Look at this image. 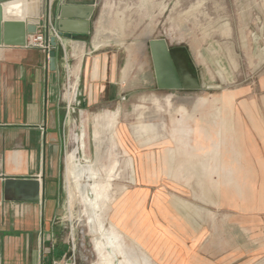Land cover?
Returning a JSON list of instances; mask_svg holds the SVG:
<instances>
[{
    "label": "rangeland",
    "instance_id": "1",
    "mask_svg": "<svg viewBox=\"0 0 264 264\" xmlns=\"http://www.w3.org/2000/svg\"><path fill=\"white\" fill-rule=\"evenodd\" d=\"M95 2L120 96L66 85L56 247L67 264H264V0ZM161 39L199 89H158Z\"/></svg>",
    "mask_w": 264,
    "mask_h": 264
},
{
    "label": "crops",
    "instance_id": "2",
    "mask_svg": "<svg viewBox=\"0 0 264 264\" xmlns=\"http://www.w3.org/2000/svg\"><path fill=\"white\" fill-rule=\"evenodd\" d=\"M63 1L51 0L54 6ZM96 13L86 41L62 38L55 71L39 49L0 47V264H51L64 257L55 235L67 77L93 100L120 96L115 56L99 54L93 36ZM53 24L57 28L55 16ZM105 66L108 80L100 88L94 82Z\"/></svg>",
    "mask_w": 264,
    "mask_h": 264
},
{
    "label": "water",
    "instance_id": "3",
    "mask_svg": "<svg viewBox=\"0 0 264 264\" xmlns=\"http://www.w3.org/2000/svg\"><path fill=\"white\" fill-rule=\"evenodd\" d=\"M23 1L30 6L32 0H0V47H25L27 38L38 32L45 25L44 17L52 11L59 35L63 39L86 41L91 33V20L96 11L95 0H64L55 6L51 0H36V9L29 7L23 16L13 18L7 13V6ZM50 68L56 70L57 40L51 36ZM153 57L158 89L161 90H195L200 86L191 76L188 78L180 68L178 50L169 49L164 39L149 41Z\"/></svg>",
    "mask_w": 264,
    "mask_h": 264
},
{
    "label": "built area",
    "instance_id": "4",
    "mask_svg": "<svg viewBox=\"0 0 264 264\" xmlns=\"http://www.w3.org/2000/svg\"><path fill=\"white\" fill-rule=\"evenodd\" d=\"M45 25L38 29V32L34 35H30L27 38V44L25 47L39 49L50 58L52 46L50 43L51 36H54L58 45L62 44V37L59 35L57 28L53 24V13L50 11L47 16L44 17ZM71 78L67 77V86H70ZM51 264H67L66 258H62L59 261H53ZM72 264H76L74 260Z\"/></svg>",
    "mask_w": 264,
    "mask_h": 264
},
{
    "label": "bare ground",
    "instance_id": "5",
    "mask_svg": "<svg viewBox=\"0 0 264 264\" xmlns=\"http://www.w3.org/2000/svg\"><path fill=\"white\" fill-rule=\"evenodd\" d=\"M29 7H32V9L33 8L36 9V7H37L36 0H32V2H30V6L25 4L23 1L16 2V3L8 5L6 10H7V13L9 14L8 15L9 17L17 18V17L23 16V14H25L27 12ZM67 160H68L67 161V179L69 180V184H71V182H73L74 179L76 178V172L80 169L78 168V165L76 163H75L76 165L74 164L73 159H72L73 162L69 158ZM91 167H90V171L94 175V168L93 167L91 168ZM79 173H81V171H79ZM118 248H120V247H118Z\"/></svg>",
    "mask_w": 264,
    "mask_h": 264
}]
</instances>
